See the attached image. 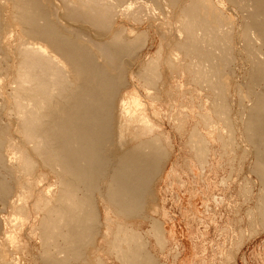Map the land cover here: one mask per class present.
I'll list each match as a JSON object with an SVG mask.
<instances>
[{
  "label": "bare ground",
  "instance_id": "1",
  "mask_svg": "<svg viewBox=\"0 0 264 264\" xmlns=\"http://www.w3.org/2000/svg\"><path fill=\"white\" fill-rule=\"evenodd\" d=\"M5 1L0 0V56L9 36L14 68L7 67L14 82L9 123L0 120V230L9 209L16 226L28 221L41 244L39 264H109L102 257L107 251L120 264H156L149 238L165 249L166 229L151 215L155 185L170 158L169 121L186 136L203 172L213 163L217 140L209 137L220 125L229 129L226 142L233 148L244 143V156L254 160L250 174L260 185L247 212L249 226L253 235L264 232V0ZM169 13L175 21L159 27L156 54L132 74L145 96L122 95L152 33L119 28V20L144 25ZM166 47L173 53L164 58ZM182 74L197 93L206 92V100L201 94L197 104L182 83L172 85ZM247 181L241 189L250 198ZM30 197L37 198L35 204ZM136 220L148 221L149 229H137ZM14 241L9 236V251L0 242V264H23Z\"/></svg>",
  "mask_w": 264,
  "mask_h": 264
},
{
  "label": "rangeland",
  "instance_id": "2",
  "mask_svg": "<svg viewBox=\"0 0 264 264\" xmlns=\"http://www.w3.org/2000/svg\"><path fill=\"white\" fill-rule=\"evenodd\" d=\"M8 10L9 9L7 8L4 9L5 21L9 19ZM168 12L169 10L165 11V13ZM167 16V18H165V16H161L162 18L160 17V19H158L159 22H148L144 25H136L126 19L119 20L117 25V27L119 28H121L120 26H122L131 29L130 27L131 25H133L134 28H137L135 29V31H145L150 29L152 33V40L150 41L149 46L141 53L136 64L133 66L132 72L129 73L131 85L127 91H123L122 95L131 92L134 94L139 93L140 95L145 96V91L140 87L138 80L136 78H132V74L138 71L139 68L143 64H145L147 58H152L156 54L158 48L161 45L159 27H163V29H165L164 23L170 21V24H172V22L175 21V16H173V13L171 15L169 13ZM162 19H164L165 21L163 22ZM152 25H154L155 28H151ZM4 45L6 49L7 47H9V36L8 39L4 42ZM9 48L7 50L3 49V52L5 51V54L2 52V56H0V88L2 91L1 99H3L6 104L1 100L0 103L3 104H1L2 106H4V104L7 105V107L4 106V110L2 109V107H0V109H2V111L0 110V120L1 122H4L3 124H6V122L9 123L10 116L8 114H10L9 111L11 106L9 103V94L12 93L13 84H11V82H14V75L11 74L12 70L10 71L7 67V65H10L11 67L13 66V63L11 62V57L13 56L11 54L9 55L11 51L9 50ZM167 48L168 47H166L164 50V58L169 57L173 53L172 50H168ZM3 56H8L10 58L6 57V59ZM4 62L6 63V65ZM7 62L9 63L7 64ZM242 62L243 61L240 62V67H238L240 69V74L243 73ZM13 68L14 67H12L11 69ZM1 72L3 73L1 74ZM188 79L190 78H188L187 74H182L177 78V80L175 79L174 82L172 81V85L174 87H178V85L182 83L181 85L185 86L183 87L184 91H192L190 93L191 96L194 95L195 97H198L196 100L197 104L202 99H199V96H201V94V97L206 100V92H203L201 94L197 93V88H195V86H193V84H191L190 80ZM238 80L241 81L240 78ZM191 86L193 90L191 89ZM194 92H196L198 95H196V93L194 94ZM190 94L188 95V98H190ZM174 97L175 100L177 98V101H179V97H177L175 93H172V98ZM166 109L168 110V106H166V108L164 107L163 110L166 111ZM152 112L154 111L152 110ZM152 112L151 110H149L150 116L153 115ZM163 113L165 114V112ZM162 118V114L156 116L155 121L158 125L161 124ZM169 123V121H166L164 124L166 130L170 135V158L167 162V165L165 166L164 171L161 174V177H159V180H157L156 182V211L155 213H153L154 215H151L165 224V239L167 241V245L165 246V249L164 247L161 248L159 247L160 245L156 243V240L150 237L151 239L149 238V250L150 252L152 251L151 254H153V258H156L158 264H264V232H259L255 235L251 233L252 229L250 230V222L247 213L249 212V210L254 209L256 205L255 203L258 199L257 197L260 190V185L256 176L250 174V168L254 160L251 155H245L247 157L244 156V145H241L244 144L241 141L242 133L240 131H236L237 134L235 135L237 140H239V138L241 137L240 141L242 143L240 141H238V143H241L240 146L242 149L240 147H237L238 150L235 149L236 147L233 148L231 142H226V139L228 140V135H230V132L229 129L227 131L224 127H222V125L220 126L223 130H221V127H218V129L216 130L218 132H215V139L212 135H210V137L208 136L212 142L213 140H217L215 141V143H213V155L210 161H213V163L211 164H214V167H212L211 165V167H208L206 171L203 172L196 160V157L194 156V154L192 155V151L189 147L186 146V136H183L181 138L180 134H178V132L173 127V124ZM192 125L193 122L190 124V126H188L187 131H189V129H192ZM13 130L14 127L11 128V135L17 141L18 135L15 136L17 134L16 129L14 130V132ZM202 130L204 131L205 128L203 127ZM206 131L207 130H205L204 132L209 133L208 131ZM219 131L222 136L221 141H219V137H217L219 136ZM223 139L225 140L223 141ZM222 141L225 144L222 143ZM224 145H229V147L225 146V148ZM227 148H230V150L233 151L235 150V153L228 151ZM221 154L224 156L221 157ZM223 159L225 160L223 161ZM231 160L235 161L233 162ZM236 161L239 163H237ZM216 164L219 166H217ZM218 167L221 168L218 169ZM248 179L249 181H251L250 185L252 186H250L252 194L248 195L250 196V198H246L245 196H243L242 192V189L244 188L243 185ZM223 181L225 182V184L222 183ZM49 182L51 183V181ZM46 184H48V182H46ZM19 189V187H16L15 189L14 194H16L17 196L20 195L19 193L21 189ZM29 195L31 196V194ZM25 196L27 197V194ZM36 196L37 198H39V193H37ZM37 198L35 197V199H33L30 197L28 201L29 203L31 202L35 204ZM101 212L102 215L105 216V211H103V209H101ZM151 213L152 212H149V214ZM2 219L3 221H6V224L4 223L3 228L0 230V242L8 247V250L6 248V251H9V236H12L13 238H15L14 242L17 244V246H19V249L15 250V252L18 251L16 253V256L19 257L22 263H26L27 260L30 263L26 264H39L38 262L40 260L37 257L40 256L39 254L41 244L38 240L37 235L32 236L30 232L31 227L27 225L28 221L27 224L24 223L25 227L16 226V223L12 222L15 217L10 209L9 211H5L4 214L2 213ZM132 223L137 229L139 228L142 232L147 231L150 227L148 221L136 220ZM37 224L38 222L36 220L35 225ZM20 246L22 247L21 249ZM27 250L29 251L28 254ZM108 252L109 251L105 252L106 254L103 253L104 256L102 254L103 259L105 261L107 260L106 262L109 264H120L112 255H109ZM90 259H94L93 255H89L88 260L90 261ZM90 262L92 263V261ZM79 263L86 264L84 262ZM93 263L97 264L96 261Z\"/></svg>",
  "mask_w": 264,
  "mask_h": 264
}]
</instances>
